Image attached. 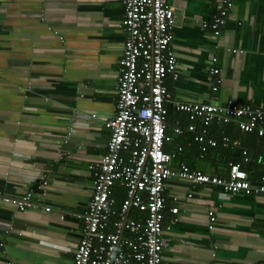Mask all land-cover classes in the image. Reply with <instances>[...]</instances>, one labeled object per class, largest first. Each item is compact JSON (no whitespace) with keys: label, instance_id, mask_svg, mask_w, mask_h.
Returning <instances> with one entry per match:
<instances>
[{"label":"crops","instance_id":"0c3cea01","mask_svg":"<svg viewBox=\"0 0 264 264\" xmlns=\"http://www.w3.org/2000/svg\"><path fill=\"white\" fill-rule=\"evenodd\" d=\"M219 1L165 0L174 11L179 77L165 81L164 150L173 169L184 163L226 177L224 153L201 154L192 134L174 132L190 124L178 103L264 110V0H233L215 37L202 24ZM123 16L124 0H0V191L14 199L33 194L25 211L0 200V264H73L92 192L88 167L105 154V122L116 113ZM164 198L162 264L264 261V194L171 178Z\"/></svg>","mask_w":264,"mask_h":264},{"label":"built area","instance_id":"2783aa9c","mask_svg":"<svg viewBox=\"0 0 264 264\" xmlns=\"http://www.w3.org/2000/svg\"><path fill=\"white\" fill-rule=\"evenodd\" d=\"M232 8L233 0H220L217 12L202 27L211 30L215 37L220 36ZM121 24L126 38L117 74L116 113L105 122L110 132L105 154L88 167L93 178L92 192L86 211L80 216L82 228L73 264H162L164 189L171 178L217 186L232 194H264V174L251 182L240 163H229L226 177L191 170L184 163L176 169L170 167L174 156L164 150V143L169 140L165 102L170 98L165 81L179 77L177 59L171 50L174 11L165 0H124ZM215 61L212 58V63ZM218 72L213 66L210 68L212 75ZM219 83L217 79L213 92ZM175 106L177 111L188 114L190 124L186 128L175 126L174 132L192 134L202 152L207 146L239 147L238 141L231 142L226 136H210L207 127L212 121L232 122L241 133L264 136L263 109L232 101L224 105ZM195 121L200 122V130ZM246 152L242 150L244 156ZM260 159L264 162V155ZM247 161L245 157L244 162ZM116 187L124 189V199L117 207ZM32 195L29 191L21 199H14L0 191V200L25 211L31 206ZM45 210L49 212L50 208ZM132 211L142 217L131 218ZM170 212L177 222L178 208L173 207ZM210 216L213 220L212 213Z\"/></svg>","mask_w":264,"mask_h":264},{"label":"trees","instance_id":"16d2710c","mask_svg":"<svg viewBox=\"0 0 264 264\" xmlns=\"http://www.w3.org/2000/svg\"><path fill=\"white\" fill-rule=\"evenodd\" d=\"M182 113H183L182 115L189 120L188 114L185 112ZM200 128H201V124H199V126H197L196 129L200 130ZM207 133L216 139H221L222 137L226 136L230 139L231 142L233 141L239 142V147H232V148L223 147L221 145H218L216 147L207 146V150L205 152H207L209 149H212V151L216 153H222V154L224 153L227 156V171H228L229 163H240L242 165V169L248 174L249 180L254 183L258 180L259 176L264 174V165H263L264 162H262V160L260 159V157L264 155V136L259 137L254 132L241 133L237 128V126H235L232 122L222 123L215 121H212V123L207 127ZM196 144H198L199 152L201 154H204L205 152L200 151V144L199 143ZM243 149L247 151L246 156L242 154ZM245 157L248 159L247 162H244ZM253 163L256 164L257 166L255 170H253L252 168ZM114 196L116 199V207H117L124 199V189L116 187L114 190ZM138 214L139 213L137 211H132L130 212L129 216L131 218H134L136 217V215L138 216Z\"/></svg>","mask_w":264,"mask_h":264}]
</instances>
